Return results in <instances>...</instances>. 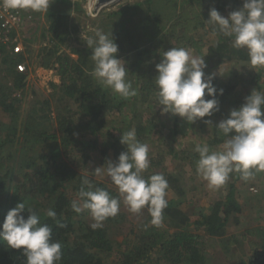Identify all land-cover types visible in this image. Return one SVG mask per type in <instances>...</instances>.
<instances>
[{
	"label": "trees",
	"instance_id": "obj_1",
	"mask_svg": "<svg viewBox=\"0 0 264 264\" xmlns=\"http://www.w3.org/2000/svg\"><path fill=\"white\" fill-rule=\"evenodd\" d=\"M55 1L58 6L66 5V9L54 5L46 13L48 25L41 32L47 42L38 48V60L34 61L36 67L32 71L38 67L54 69L59 82H51L52 91L40 93L22 118V98L11 95L29 86L26 79L30 72L32 50L29 42L35 37L25 40L24 51L18 54H12L0 45V75L3 79L0 82V223L10 209L23 202L26 211L22 214L25 218L29 215L27 210L31 209L40 217L41 224L52 228L53 242L59 241L62 245V264H145L154 259L155 264H159L158 260H163L164 264H206L205 241L197 230L203 229L208 237L222 236L228 217L233 216V220H236L243 206L235 198L233 182L230 181L229 191L223 200H216L209 211L200 210L193 217V214H186L179 207L184 192L178 185V177L146 170L143 173L145 179L153 174H163L169 187L178 193L177 197L167 199L168 206L164 209L163 217L166 227L148 225L136 233L132 241L116 242L109 234L108 226H118L123 222L124 215L120 210L115 217L106 219L101 227L93 229L91 225L94 221L87 211L78 214L71 208V202L78 198L84 179L120 199L113 188L78 171L75 158L78 155L84 163L91 159L93 151H98L103 158L111 151L115 161L125 150V146L120 144L121 133L132 126L140 142L151 139L159 144V139L165 137V143L162 142L164 152L175 158L180 157V153L184 154L182 157L196 168L198 153L177 151L168 141L169 134H163L155 123L156 113L148 112L150 107L147 101L155 91L156 70L151 76L149 68L143 66L157 49L161 52L167 44L168 47L178 45L169 42L175 37L176 42L188 48L194 47L197 55H201V46L190 33L200 25L205 26L213 37L205 53L207 66L231 61L248 62L246 49L234 48L232 38L214 34L212 26L206 21L211 8L218 9L222 16L227 17L231 11L243 6V0H134L108 14L106 17H118L112 30L118 45L117 57L121 55L126 59V79L134 80L138 90V95L130 99H123L93 79L90 75L93 68L91 49L87 45L75 49L76 58L63 51L61 44L70 38L71 31L76 30L67 21L71 6L75 5L79 11L82 9L79 3L72 4L70 0ZM191 14L195 26L190 27L188 23L175 36L174 23L184 24L181 17L186 18ZM34 29V26L30 27L29 32ZM20 62L25 64L23 71L17 69ZM205 72L206 76L211 74L208 70ZM258 78L256 73L251 82L257 83ZM228 82L217 76L213 80L217 89H223V95L217 96L220 110L212 117L200 120L203 131H210L206 137L199 138L200 144L207 143L209 147L223 144L226 138L217 134L215 125L227 118L231 109L244 102L245 97H233ZM258 88L262 89V86L258 85ZM115 109L131 110L132 116L128 119L131 125L127 124L113 139L100 142L97 138L107 125L106 114ZM145 113L150 118L144 117ZM20 119L21 126L17 127ZM206 120H211L212 125H207ZM156 150L157 155L149 157L150 165L159 166L163 153L158 148ZM236 175L240 177L238 173ZM49 208L57 213L59 224L46 216ZM261 231L264 237V228ZM0 264H26V258L22 251L8 248L0 240ZM239 264H264V245L260 249L255 248L248 256L244 255Z\"/></svg>",
	"mask_w": 264,
	"mask_h": 264
},
{
	"label": "clouds",
	"instance_id": "obj_2",
	"mask_svg": "<svg viewBox=\"0 0 264 264\" xmlns=\"http://www.w3.org/2000/svg\"><path fill=\"white\" fill-rule=\"evenodd\" d=\"M51 3L52 0H0L4 8L27 10L26 15H30L22 22L15 40L22 45L20 52L24 51L25 40L32 37L30 27L34 26L36 31L37 23L53 7ZM206 21L214 34L230 37L234 48L247 50L248 64L252 69L264 68V0H243V6L231 11L227 17L213 7ZM0 45L12 54L20 53L13 50L14 44ZM86 45L91 49L93 62L90 75L97 84L123 99L138 95V90L126 79L125 62L117 58L118 45L112 31L105 33L97 29L87 38ZM160 57L155 66L154 84L157 88L156 106L160 107L161 115L177 116L194 124L220 110L217 96L223 95V89H217L213 83L216 74L206 76L205 56L193 55L191 50L183 47H171ZM205 123L212 125L211 120ZM215 128L218 135L226 138L218 150H211L207 143L194 147L199 155L197 176L206 181L210 189L225 185L232 173H238L241 179L248 181L254 173L264 171V91L253 89L244 102L231 109L227 118L220 120ZM120 144L125 150L115 161L108 160L106 168L101 166L92 171L97 176L106 174L120 199L84 179L71 208L78 214L87 211L94 221L91 227L96 229L119 213L122 200L133 214L147 208L150 224L160 227L164 209L168 206V181L163 174L144 178L143 173L150 166L149 146L137 139L134 128L121 133ZM25 211V204L20 202L7 212L0 223V240L8 248L22 251L26 264H62V245L59 241L53 242L52 228L41 224L40 217L31 209L27 210L29 215L25 218L22 214ZM46 216L59 224L53 209L49 208Z\"/></svg>",
	"mask_w": 264,
	"mask_h": 264
},
{
	"label": "rangeland",
	"instance_id": "obj_3",
	"mask_svg": "<svg viewBox=\"0 0 264 264\" xmlns=\"http://www.w3.org/2000/svg\"><path fill=\"white\" fill-rule=\"evenodd\" d=\"M70 1L72 4L79 3L82 11L76 9L75 5L71 6L72 9L67 16V21L69 25L72 26V28H76V30H74V32H70V38H67L61 44V47L63 51L69 53L73 58H76L77 55L75 53V49L79 47H86L87 38L93 36L97 29H100L105 33H110L113 30V27L116 26V21H118L116 19L118 17L109 18L106 16L119 10L121 7H123V5L133 2L134 0H118L112 3H103L100 5H95V0ZM51 5L58 6L55 0H52ZM58 7H63L66 9V5H61ZM48 11L49 10H47V14ZM142 17L143 16H141V20ZM47 19L48 16L45 14L41 21L37 23L38 26L36 31H31V36L35 38L32 42H29V48L32 49L29 58L30 72L26 77V79H28L27 85L29 86H26V88L22 91L18 90L11 95V97L15 96L22 98L20 118L25 115L31 103L36 97L40 96V93L47 94L52 91L51 82H59V77L54 69L47 70L38 67L39 70L37 68L35 69L36 71H32L36 67L34 61L38 60L36 57L38 48L47 42L44 38V35L42 34L43 32H41L42 29L46 28L48 25ZM181 20L184 21V24H178L175 22L174 26H172L175 29V36H177L176 34L178 32L180 33L184 25L189 23L190 27L193 25L195 26L192 14L186 18L181 17ZM183 28H185V26ZM190 33L194 35L195 40L201 46V55H197V51L194 47L190 46L188 48L182 45L181 42H176L177 37L169 42L178 44L175 45V47H183L191 50L193 55L205 56L207 47L213 39L212 34L207 31L205 26L201 25L195 26V29H193ZM141 47L145 46L141 45ZM164 47L165 49L163 51H167L171 48L168 47V44ZM163 51L160 52L157 49L155 51V55H150L149 61L144 63L143 67L146 69L149 68V75L153 76L155 74V66L160 62V54H162ZM27 55H29V53ZM117 58L123 60L124 62L126 61L124 56L119 55ZM205 70H208L211 74H216L218 78L224 81H229V90L232 91L231 93L233 94L234 98L246 97L255 88L257 90L264 91V68L252 69L248 62L231 61L213 67L207 66ZM256 73L259 75L257 82L258 84L256 82H251L254 79V75ZM130 81L135 88V81ZM0 82H3L1 75ZM258 85H261L262 89H259ZM153 87L155 91H153V93L150 95L148 94L149 96L147 103L150 107L148 112L156 113V117L154 119L155 123L160 126L163 134H169L168 141L177 151H194L195 145L200 144L199 138L206 137V134H208L210 131L206 130L205 132V129L203 131L202 126H200V120L194 124H188L177 116L161 115L160 107L156 106L157 88L156 86ZM32 90L35 92H32ZM131 113V110L128 109L123 111L115 109L111 112H108L106 114L107 125L102 130L103 132L98 135V141L103 142L104 140H111L115 136L119 135L120 132L125 129L124 127H127V124L131 125L128 120L132 116ZM143 116L150 118L146 113L143 114ZM21 123L22 119L17 122V127H20ZM131 129H133L132 126L129 130ZM163 139H165V137ZM163 139H159V144L157 141H153L151 139L141 142L146 143L149 146V157L157 155V148L161 151V153H163L162 164L159 166L152 164L150 165L151 168L147 169L146 172L158 171L169 173L175 177H178V185L181 189H183L184 192L182 195V201L179 204V207L182 209V211H184L186 214H193V217H195L194 213L196 214L200 210L205 209L206 211H209L216 200L224 199L225 195L229 191L230 181L234 183L235 198L238 199V201L243 206L242 211L237 215L236 220H233V216L228 217L225 232L222 236H217L214 238L208 237L203 229L197 230L199 234H202L203 240L205 241L203 247L207 255L206 264H239V261L244 255L248 256L255 248L260 249L261 246L264 245V237L261 231L264 228V171L254 173V176L248 181L241 179V177L237 178V173H232L225 185L219 189H210L207 185V182L203 181L197 176L196 168L190 165L187 158L182 157L184 154L180 153V157L175 158L173 155L164 152L165 147L162 143L164 142ZM221 145L222 144L210 146V149L218 150ZM108 160L114 161L111 151H109L104 158L100 155V153H98V151H93L91 154V159L85 161L84 163L83 160L77 155L75 158L77 163L76 169L96 180L104 182L108 187L113 188L114 191L118 193L116 187L110 182L106 174L97 176L92 172L97 167L104 166L106 168V162ZM177 196L178 193L175 192L171 187L167 189L166 199L169 200ZM120 211L124 215L123 222L118 226H108L109 234L114 237L116 242H121L123 240L130 242L133 240L136 233L144 230L145 226L147 227L148 225H151V217H148L149 213L147 208L142 210L139 214H133L129 212L127 206L124 205L123 201L121 200ZM160 227L165 228L166 226L162 224ZM154 260L145 264H155ZM158 263L164 264L165 262L163 260H158Z\"/></svg>",
	"mask_w": 264,
	"mask_h": 264
},
{
	"label": "built area",
	"instance_id": "obj_4",
	"mask_svg": "<svg viewBox=\"0 0 264 264\" xmlns=\"http://www.w3.org/2000/svg\"><path fill=\"white\" fill-rule=\"evenodd\" d=\"M26 11L6 9L0 4V43L14 44L15 52H20L22 49V45L18 42L15 43V40L20 32L22 22L30 18L29 14L26 15ZM17 69L23 71L25 69L24 62L18 63Z\"/></svg>",
	"mask_w": 264,
	"mask_h": 264
},
{
	"label": "water",
	"instance_id": "obj_5",
	"mask_svg": "<svg viewBox=\"0 0 264 264\" xmlns=\"http://www.w3.org/2000/svg\"><path fill=\"white\" fill-rule=\"evenodd\" d=\"M116 0H95V5H100V4H103V3H112V2H115Z\"/></svg>",
	"mask_w": 264,
	"mask_h": 264
}]
</instances>
